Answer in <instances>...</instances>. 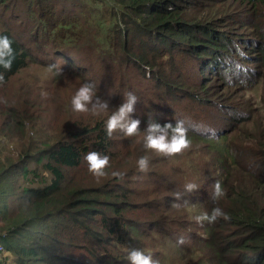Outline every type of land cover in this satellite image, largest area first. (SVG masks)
Here are the masks:
<instances>
[{
    "label": "trees",
    "instance_id": "obj_1",
    "mask_svg": "<svg viewBox=\"0 0 264 264\" xmlns=\"http://www.w3.org/2000/svg\"><path fill=\"white\" fill-rule=\"evenodd\" d=\"M250 2L254 7L264 5V0ZM186 4L188 0H0V21L25 22L50 41L48 49L41 47L33 42L38 38L34 32L31 39L36 45H27L10 29H0L15 50L11 70L0 68L4 82L35 62L56 78L95 84L112 111L133 92L138 97L133 118L144 124L135 136L116 131L109 137L106 121L112 111L93 115L85 124L66 116L61 132L36 141L26 136L25 129L44 128L53 120L55 105L47 110L24 99L20 105L9 100L0 107V135L4 132L9 138L0 149V264L11 259L15 264H80L75 256L81 252H89L94 264L108 259L123 264L129 251L138 249L133 241L147 231L172 244L180 236L186 238L185 244H177L171 264L177 254L184 258L179 264H264V115L251 118L242 105L229 108L235 118L224 129L213 136L203 133L215 123L198 113L201 99L190 96L183 101L190 88L179 82L184 83L187 65L183 53L193 58L200 48L195 42L212 45L208 37L214 33L205 27V19L185 13ZM10 6L19 11L9 12ZM40 52L47 53L49 61L40 58ZM55 56L65 60L59 69ZM217 65L211 56L197 69L206 66L208 72ZM174 109L190 111L177 116L192 131L188 132L191 142L206 146L200 150L204 160H192L177 170L163 169L167 165L158 168L154 160L161 161L156 158L162 154L145 148L144 130L150 118L174 125L167 116ZM238 132L242 136L234 137ZM117 144L118 150L112 151ZM127 145L131 149H124ZM90 151L110 157L105 178L97 180L88 171L84 157ZM142 156L150 161L147 172L137 166ZM28 162L33 167H27ZM76 170L90 176V182L81 181L74 175ZM114 171L124 173L123 180L113 177ZM19 178H27V184L20 185ZM217 180L226 195L214 201L211 194ZM189 182L200 189L184 197L190 200L188 207L177 210L175 193L184 192ZM217 206L229 219L196 223L197 215ZM182 210L192 229L180 228L174 214Z\"/></svg>",
    "mask_w": 264,
    "mask_h": 264
},
{
    "label": "rangeland",
    "instance_id": "obj_2",
    "mask_svg": "<svg viewBox=\"0 0 264 264\" xmlns=\"http://www.w3.org/2000/svg\"><path fill=\"white\" fill-rule=\"evenodd\" d=\"M256 5L254 7L250 0H188V4L184 7L185 13L190 18H196V20L205 19L208 22L205 27L214 33L213 38L208 37L212 45L207 44L203 40L195 42L200 48H198L199 51L193 58L187 57L186 52L183 53L184 58L187 60V65L184 69L185 74L182 77L184 83L179 82L190 88L186 92L189 96L184 97L183 101L189 99L190 96L201 99L202 102H199L201 105L198 108V113L214 122L213 128L220 126L217 132L216 130L212 132L213 135L224 129L229 121L235 118L233 110L231 113L227 111L229 108L235 110V107H241L242 105L244 108H248L251 118L264 115V17L262 16L264 15V5L259 3ZM8 11L14 13L19 11V9H13L10 6ZM199 12H203V14ZM4 23L0 21V29H10L25 44L32 46L38 44L41 47L49 48L50 41L47 43L44 38H40L42 33L34 29L33 26L25 22L20 24L17 21ZM34 32L38 35L37 41L31 39V35ZM32 41L36 44H32ZM48 53L49 55L52 54L50 50ZM46 55L47 53L40 52V58L44 59L45 62L49 61V58L45 57ZM66 55L69 54L66 53ZM211 56L218 60V65L215 68L209 69L208 72H206V66L197 69L201 62L206 61ZM54 59H56V69H59L65 63V60L57 56ZM224 61H227L228 64ZM238 65L241 66L237 67ZM80 86L73 77L60 76L56 78V74L51 72L50 69L38 63L29 62L25 69L10 76L9 82L6 80L4 83H0V107L5 106L9 100L10 104L19 103L18 105H20L24 99L28 100L30 104L40 105L41 108L47 110H49L50 105H55V109L52 111L53 120L47 122L44 128L36 125L31 128L32 131L25 129L27 137H35L36 141L46 140L63 130L66 126V120L64 119L66 116H70L73 122L80 124L88 123L89 119L93 117L91 112L80 113L72 108V97ZM111 111L112 109L109 108L108 111L101 113V115H108ZM184 111L186 113L190 112ZM195 112L197 113V111ZM176 114H179V112L174 109L167 116L174 118ZM142 127H144L143 123L140 125V130H143ZM188 132L191 133L192 131L188 129ZM7 136L4 132L2 136L0 135V149L9 142ZM241 136L242 132L234 135L237 138ZM12 141L15 142L14 140ZM15 144L18 147V142H15ZM118 147L119 144L112 151L118 150ZM129 147L131 149L130 145L125 146L124 149H129ZM205 149L206 146L201 143H191V147L181 154L170 157L161 155L156 158L161 161H154L157 163L156 167L158 168L161 165H167L163 169L177 170L192 163V160L203 161L204 158L200 156V150ZM15 156L16 154H13L11 157ZM82 165L85 166L86 164L83 163ZM27 167H33V163L28 162ZM74 172V175L79 176L81 181L90 182V176L84 174L81 170ZM208 174L209 169L206 170V177L203 180L205 185L209 183ZM190 175L191 170H188L184 179L189 181ZM19 179L20 185L24 186L27 184V178H23V181H21V178ZM186 215L185 210L174 214L181 221L180 228L189 230L192 229V226L187 225L190 218ZM164 231L169 233L166 228H164ZM146 234L133 241L136 247L143 250L145 254L152 255V257L155 254L160 260L159 264H171L173 259L170 258L178 250L177 244H172L168 239L162 241L157 235L148 231ZM164 255H168V257L164 258ZM175 256L174 264H179L184 259H181V254ZM75 258L80 261V264H94L89 252H81ZM153 259L155 258L153 257ZM110 261L111 259H108L103 264L114 263V261ZM6 264L15 263L11 259ZM117 264L120 263L118 262ZM123 264H128V261Z\"/></svg>",
    "mask_w": 264,
    "mask_h": 264
},
{
    "label": "clouds",
    "instance_id": "obj_3",
    "mask_svg": "<svg viewBox=\"0 0 264 264\" xmlns=\"http://www.w3.org/2000/svg\"><path fill=\"white\" fill-rule=\"evenodd\" d=\"M13 41L7 35H0V68L9 71L12 68L13 61L15 60V50L12 47ZM228 64V62H226ZM241 65H238L239 67ZM61 71V70H60ZM238 74V72H237ZM5 80L3 72H0V83ZM138 97L133 92H128L123 102L112 111L111 115L106 121V134L111 137L116 131L122 132L125 136L131 137L137 135L140 130L141 120L133 118L136 112V105ZM72 108L76 112L85 113L91 112L93 115L106 112L110 108V101L102 98L97 94L96 85L91 82L83 83L76 91L71 100ZM179 113H186L185 111L177 110ZM178 114L175 115L170 121L175 122L165 123L161 125L151 118L148 121L147 128L144 130V146L148 150H152L164 156H174L181 154L191 147V140L188 137V128L185 126V121L179 120ZM144 123L147 121L142 120ZM189 127L192 124L188 123ZM186 124V125H188ZM220 126L209 129L203 133L213 136L212 132L219 130ZM215 135V134H214ZM84 159L88 165V171L100 180L108 175L106 171L110 167V157L102 154L99 151L88 152ZM149 158L142 156L137 161V166L140 172H147L149 170ZM113 177L121 180L124 178V173L114 171L111 173ZM200 189L196 183L189 182L184 186V192L175 193L176 202L173 207L177 210L186 208L190 204L189 199H184L186 195L195 194ZM226 195V189L222 186L220 181H215L213 184V192L211 199L218 201ZM220 218L225 220L229 219L227 213L220 207H213L211 212H203L195 217L197 224L203 225L205 222L208 224L216 223ZM186 238L180 236L177 238V244H185ZM128 264H159L158 260L153 259L152 255L145 254L141 249L133 248L129 251Z\"/></svg>",
    "mask_w": 264,
    "mask_h": 264
},
{
    "label": "built area",
    "instance_id": "obj_4",
    "mask_svg": "<svg viewBox=\"0 0 264 264\" xmlns=\"http://www.w3.org/2000/svg\"><path fill=\"white\" fill-rule=\"evenodd\" d=\"M3 250V248L2 247H0V252Z\"/></svg>",
    "mask_w": 264,
    "mask_h": 264
}]
</instances>
